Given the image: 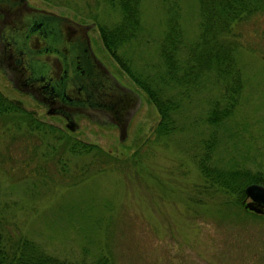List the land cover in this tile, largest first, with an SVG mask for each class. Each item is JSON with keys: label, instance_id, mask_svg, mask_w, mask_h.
<instances>
[{"label": "rangeland", "instance_id": "1", "mask_svg": "<svg viewBox=\"0 0 264 264\" xmlns=\"http://www.w3.org/2000/svg\"><path fill=\"white\" fill-rule=\"evenodd\" d=\"M29 1L77 21L94 22L89 35L95 53L137 91L141 104L122 140L115 126L85 117L69 130L62 117L47 113L0 71V91L6 97L40 121L113 156L112 162L73 183L68 176L86 166L90 154L60 156L67 170L62 173L55 161L59 141L54 131L40 138L38 129L30 132L22 124L15 127L9 117L0 119V214L7 220L6 229L68 259L92 258L111 249L118 264H264V215L243 210L248 209L245 195L240 208L232 203L233 195L206 188L191 156L209 133L203 116L208 100L220 94L216 87L201 83L176 111V130L155 138V106L102 46L97 21L85 14V0ZM177 1L181 26L192 35L196 0ZM162 3L140 0L139 40L124 47L131 68L157 61ZM117 16L113 7L99 5L98 21L108 23ZM239 38L236 63L242 87L233 112L213 132V158L220 166L253 168L264 166V13L241 25Z\"/></svg>", "mask_w": 264, "mask_h": 264}, {"label": "trees", "instance_id": "2", "mask_svg": "<svg viewBox=\"0 0 264 264\" xmlns=\"http://www.w3.org/2000/svg\"><path fill=\"white\" fill-rule=\"evenodd\" d=\"M84 4L86 16L97 21L102 46L155 106L158 119L151 136L166 137L176 130V111L201 83L213 85L220 92L219 96L208 100L203 121L205 127L210 128L209 133L201 139L200 146L191 156L206 188L233 195L232 203L240 207L247 183L264 184V166H220L213 158L216 143L213 132L233 112L241 91L242 76L236 63V49L242 44L240 27L264 13V0H196L198 19L192 35H186L181 26L178 1L163 0L162 29L156 40L157 61H144L149 64L145 66L142 62L134 68L127 62L124 47L139 40L142 28L140 0H93V3L85 0ZM100 4L113 7L118 16L108 23L98 21ZM3 117H9L15 127L22 124L30 132L38 129L40 138L45 136L46 131H54V138L59 141L55 148L59 156L55 161L60 162L62 173L67 172L62 155L67 152L90 154L92 159L88 164L77 174L68 176L73 183L80 181L88 172L112 162L113 156L95 143L71 137L61 129L40 121L0 91V119L3 120ZM150 139L153 140L152 137ZM6 222L0 214V264H118L111 249L92 258L81 255L68 259L48 253L27 236L10 233Z\"/></svg>", "mask_w": 264, "mask_h": 264}, {"label": "flooded vegetation", "instance_id": "3", "mask_svg": "<svg viewBox=\"0 0 264 264\" xmlns=\"http://www.w3.org/2000/svg\"><path fill=\"white\" fill-rule=\"evenodd\" d=\"M60 16L65 15L29 0H0V71L15 89L42 103L47 113L62 117L64 123L68 118L77 125L78 118L85 117L118 131L131 96L95 53L89 35L94 22L82 29Z\"/></svg>", "mask_w": 264, "mask_h": 264}, {"label": "water", "instance_id": "4", "mask_svg": "<svg viewBox=\"0 0 264 264\" xmlns=\"http://www.w3.org/2000/svg\"><path fill=\"white\" fill-rule=\"evenodd\" d=\"M63 18H66L68 21H71L73 24L76 25V27L85 29L89 26L92 25V23H88V24H81L79 22H76L74 19L68 17V16H60ZM95 59V58H94ZM95 62H97V64L102 67L103 71L114 81H116V83H119L113 75H111L106 68L99 62V60L95 59ZM122 90H125L127 92V96H131V100L130 102H128V107L129 109L127 110V113L124 117H122L123 119H121L120 125L118 127V139L122 140L125 137L126 134V129H127V124L129 122V119L132 115V113L138 108V106L140 105V97L139 95L133 91V89H131L128 86L119 84ZM118 85V86H119ZM50 113V112H48ZM64 126L69 129V130H74L75 127L77 126L76 123L74 122V120L72 119H66ZM243 192L245 197L248 198V200L244 203V206L247 207L248 209L257 212V213H263L264 214V184H260V183H256V182H250L247 183L244 188H243Z\"/></svg>", "mask_w": 264, "mask_h": 264}, {"label": "bare ground", "instance_id": "5", "mask_svg": "<svg viewBox=\"0 0 264 264\" xmlns=\"http://www.w3.org/2000/svg\"><path fill=\"white\" fill-rule=\"evenodd\" d=\"M120 84V83H119ZM123 85V84H122Z\"/></svg>", "mask_w": 264, "mask_h": 264}]
</instances>
